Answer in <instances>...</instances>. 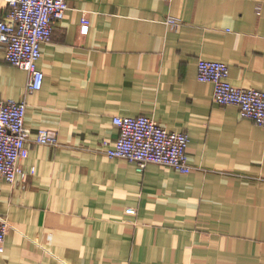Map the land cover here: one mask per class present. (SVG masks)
<instances>
[{
    "label": "crops",
    "instance_id": "crops-1",
    "mask_svg": "<svg viewBox=\"0 0 264 264\" xmlns=\"http://www.w3.org/2000/svg\"><path fill=\"white\" fill-rule=\"evenodd\" d=\"M199 59L264 91V0H69L28 95L0 44L1 97L24 99L26 127L59 140L28 142L35 173L0 179V264H264V129L212 101ZM138 115L188 135L190 173L105 156L112 118Z\"/></svg>",
    "mask_w": 264,
    "mask_h": 264
},
{
    "label": "built area",
    "instance_id": "built-area-1",
    "mask_svg": "<svg viewBox=\"0 0 264 264\" xmlns=\"http://www.w3.org/2000/svg\"><path fill=\"white\" fill-rule=\"evenodd\" d=\"M9 14L0 17V44L4 59L9 64L27 73L25 95L42 88L44 74L38 68L41 47L50 42L54 22L60 19L69 7V0H4ZM169 1V0H161ZM166 24L177 28L180 22L167 18ZM86 24L81 33L87 32ZM228 65L214 60L199 59L196 78L213 86L212 101L221 106L235 105L239 116L264 129V91L255 88H239L229 82ZM26 101L4 100L0 95V179L13 184L35 173V168L22 167L27 157V144L57 147L59 140L54 130L40 128L30 130L25 125ZM112 124L118 128V137L113 142L102 141L105 156L124 159L143 172L148 164L169 167L188 174L189 138L185 132H174L145 115L135 117L114 116ZM264 181V178H263ZM9 224L0 219V252Z\"/></svg>",
    "mask_w": 264,
    "mask_h": 264
}]
</instances>
